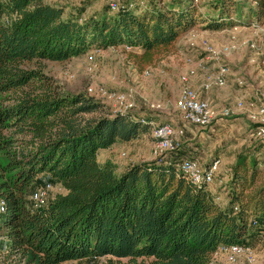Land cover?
<instances>
[{
	"label": "trees",
	"instance_id": "1",
	"mask_svg": "<svg viewBox=\"0 0 264 264\" xmlns=\"http://www.w3.org/2000/svg\"><path fill=\"white\" fill-rule=\"evenodd\" d=\"M141 3L115 0L112 8L107 0L85 15L86 3L65 13L44 0L0 1V17L8 18H0V151L11 170L0 181L3 264H210L219 247L248 245L253 229L263 228L257 145L239 152L226 172L224 204L170 160L118 172L111 160L99 162L97 151L151 135L156 122L113 112L87 90H62L43 71V60L125 45L140 50L132 53L139 67L154 65L196 25L264 24V0H210L205 12L194 0ZM45 177L63 191L40 207L27 205L26 187Z\"/></svg>",
	"mask_w": 264,
	"mask_h": 264
},
{
	"label": "rangeland",
	"instance_id": "2",
	"mask_svg": "<svg viewBox=\"0 0 264 264\" xmlns=\"http://www.w3.org/2000/svg\"><path fill=\"white\" fill-rule=\"evenodd\" d=\"M61 3L79 4L81 0H44ZM88 1V0H86ZM107 0L92 1L91 8L88 13L101 8ZM126 1V0H121ZM141 5H147L149 0H140ZM159 1V0H156ZM166 2L168 0H161ZM210 0H194V4L199 11L205 12L209 10ZM77 2V3H76ZM85 12V15H88ZM180 45H177V40L180 39ZM176 40V46L154 65H145L139 67L132 53H139L138 48L124 50L123 46L111 47L102 50L89 49L83 54L73 56L64 61H48L40 62L43 71L50 75L62 90L70 92L91 91L93 96L102 101L106 107L116 108V103L113 100L102 96L99 93L100 88L108 90L127 92L131 96L133 107L128 110L132 115L151 118L156 123H170L173 126L182 127L183 124L181 115L176 108L175 101L181 88L179 81L180 69L185 62V54H195L197 59L205 56L203 51L204 44H210L218 47L231 41L229 33L226 34L224 29L209 30L201 25H196L185 34H182ZM186 41V42H185ZM186 43V44H185ZM222 43V44H221ZM187 47V49H185ZM238 49V48H237ZM233 50L232 53H235ZM202 52V53H201ZM93 53V59L89 60L88 55ZM231 53V54H232ZM229 68L228 61L223 60ZM149 73L145 74L144 71ZM72 75V76H71ZM213 123L205 126L203 137L196 144L197 158L205 159L211 155L220 157L219 165L223 170L221 176L215 177L213 182L220 177L226 176L233 158L241 151L250 150L257 145L259 159L264 164V141L260 139L253 131L248 134L242 132L241 128L235 126L231 131L229 126H221L217 124L215 128H211ZM183 128V127H182ZM203 129V128H202ZM202 131V130H200ZM155 143L149 133L141 134L130 141H117L109 148L98 153V159L111 160L118 166V172L125 169L127 166L139 162H146L157 159L170 160L178 158L175 152H161L159 155L154 154ZM182 146V144H181ZM100 150V149H99ZM125 154L122 155L121 153ZM122 161V162H121ZM121 163V164H119ZM8 156L0 151V181L5 180L10 174V168H7ZM200 164V163H199ZM264 166V165H263ZM220 175V174H219ZM218 182V181H217ZM225 181L224 183H226ZM38 185V186H37ZM223 184H220V186ZM37 186V187H36ZM38 187L46 189L45 200L52 198L56 193L62 192L63 189L54 181H49L45 177L41 182L30 184L26 187L24 197L27 205L33 204L31 193ZM220 190V188H219ZM223 202V198L217 200ZM252 236L247 239V246L251 251L252 261L248 262L246 255H240L234 262H228L226 255L217 250L211 260L212 264H264V227L253 229ZM6 238L1 233L0 247ZM0 256V264H3ZM126 261V260H122ZM88 260L85 264H90ZM99 264H107L106 258L98 260ZM65 264H81L79 262L65 261ZM118 264V263H115Z\"/></svg>",
	"mask_w": 264,
	"mask_h": 264
},
{
	"label": "built area",
	"instance_id": "3",
	"mask_svg": "<svg viewBox=\"0 0 264 264\" xmlns=\"http://www.w3.org/2000/svg\"><path fill=\"white\" fill-rule=\"evenodd\" d=\"M1 1V0H0ZM112 8H115V0H108ZM5 22H8L6 16H1ZM231 41L229 43L220 45L218 47L205 43L203 52L205 57H209L218 61L219 65L216 69L207 70L203 76L201 87L204 90H210L212 87H222L226 84V74L228 72V66L226 63L221 62V57L232 53L233 50L238 48L236 34L230 33ZM249 47H255L253 43H247ZM131 47L124 46V50H130ZM93 53L87 54L89 60L93 59ZM197 61V60H196ZM195 59L191 56L185 57V63L187 64L186 70L179 75V81L181 88L175 101L177 110L179 111L181 118L188 124L205 127L216 121L217 119L228 116L231 114V107L226 106L221 109L214 108L211 104L201 98L197 90L190 85V78L196 75L197 65L204 67L200 62L196 63ZM145 74L149 71L145 70ZM72 76V75H71ZM90 94L91 91H88ZM99 93L116 103V108L113 112L124 113L133 107L131 96L127 92L111 91L105 88H100ZM236 107H243V102L236 101ZM247 118L252 125H254L253 131L256 135L264 141V102H259L253 109H251ZM151 136L155 143L154 154L159 155L161 152H175L181 148V137L184 134L182 127L173 126L170 123H154L151 122ZM122 155L125 153L122 152ZM219 159H213L206 167L201 166L196 160L184 159L179 164V169L193 182L210 184L215 179L218 172ZM46 189L44 187H38L31 193V200L35 207L42 206L46 200ZM236 209V207H235ZM5 212V206L3 201H0V213ZM257 221H252V225H257ZM264 227V221H263ZM219 251L226 255L228 262H234L238 256L246 255L248 262L252 261L251 251L247 245L232 244L221 246ZM90 264H99L95 259L91 260ZM212 264V263H210Z\"/></svg>",
	"mask_w": 264,
	"mask_h": 264
},
{
	"label": "crops",
	"instance_id": "4",
	"mask_svg": "<svg viewBox=\"0 0 264 264\" xmlns=\"http://www.w3.org/2000/svg\"><path fill=\"white\" fill-rule=\"evenodd\" d=\"M92 1L96 0H81L79 4L77 2V4H74L75 2L70 4L61 3L59 1L48 2L64 5L65 13H69L77 10L79 6H82L85 3L87 5L85 12H87V10L91 8ZM87 14L90 13L87 12ZM224 31L226 34H236V44L238 46L235 53L225 55L223 58V60L225 59L228 61V65L230 62L228 72L226 74V84L222 87L214 86L210 90L202 89L201 83L205 72L207 70L216 69L219 63L207 56L197 59L195 54H187V52L185 56H191L195 59V61L197 60L196 63L200 62L204 65V67L197 65L196 75L190 78V85L198 91L201 98L207 100L214 108L221 109L226 106L231 107V114L214 121L213 124L209 126L210 129L215 128L217 124H220L221 126H229V129L232 131L235 126H238L241 128L242 132L246 131L251 135L254 125L249 122L247 114L259 102H264V24L260 26H235L233 28H226ZM180 40L181 38L177 40V45H180ZM247 43H253L255 47H249ZM185 49H187V47ZM186 68L187 64L184 62L181 66L180 74L183 73ZM240 100L243 102V107H236V101ZM182 122L183 124L181 126L184 129V134L181 137L182 146L180 148V152L175 155L177 156L178 154L179 157L171 158L170 161L179 165L184 159H193L200 163L201 166L206 167L213 160L211 159V155L205 159L201 158L200 160L196 156V144L200 142L199 140L203 137V131L206 127L188 124L183 120ZM100 152H102L101 149L97 151V157ZM218 159L219 161L221 160L220 157H218ZM234 160L235 158H233L230 165L233 164ZM104 161V159L102 161L99 160V162ZM118 169L119 168L117 166L116 170L118 171ZM222 172L223 170L219 165L218 172L215 177L221 176L223 174ZM225 175L226 176L222 178L220 177V179L217 180L218 182L215 180L214 182L208 184L210 194L214 195L217 200L223 198V204L225 203V193L220 191L219 187L220 184H224V182L228 180L227 174ZM221 189L223 190L224 188ZM88 260L90 259L71 260V262L85 264ZM63 264H65V262Z\"/></svg>",
	"mask_w": 264,
	"mask_h": 264
}]
</instances>
